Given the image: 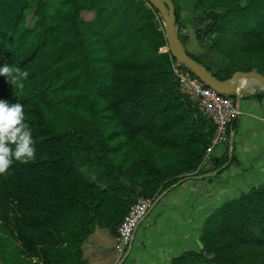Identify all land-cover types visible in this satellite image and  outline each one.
I'll return each mask as SVG.
<instances>
[{"label": "trees", "instance_id": "16d2710c", "mask_svg": "<svg viewBox=\"0 0 264 264\" xmlns=\"http://www.w3.org/2000/svg\"><path fill=\"white\" fill-rule=\"evenodd\" d=\"M195 1L219 68L191 56L222 80L264 74V0ZM162 20L148 0H0V67L28 73L22 87L0 75V99L24 106L35 141L0 175V264H88L97 226L116 233L140 197L203 165L215 126L181 91ZM200 241L171 264H264V184L215 210Z\"/></svg>", "mask_w": 264, "mask_h": 264}, {"label": "crops", "instance_id": "0c3cea01", "mask_svg": "<svg viewBox=\"0 0 264 264\" xmlns=\"http://www.w3.org/2000/svg\"><path fill=\"white\" fill-rule=\"evenodd\" d=\"M239 90V100L234 97L240 114L229 144L205 154L201 168L155 199L123 256L117 232L97 226L83 246L88 264H171L198 250L204 224L217 208L264 184V87L243 79Z\"/></svg>", "mask_w": 264, "mask_h": 264}, {"label": "built area", "instance_id": "2783aa9c", "mask_svg": "<svg viewBox=\"0 0 264 264\" xmlns=\"http://www.w3.org/2000/svg\"><path fill=\"white\" fill-rule=\"evenodd\" d=\"M178 66H181L177 63ZM180 78L181 90H186L194 99L200 111L214 124L215 131L207 148L211 154L219 145H228L233 138V122L239 116L240 110L236 106L233 95L222 94L208 86L203 80L184 67L177 71ZM154 198L140 197L129 209L117 228L116 249L121 256L132 244L134 235L140 223L147 216L154 204Z\"/></svg>", "mask_w": 264, "mask_h": 264}, {"label": "water", "instance_id": "95a60500", "mask_svg": "<svg viewBox=\"0 0 264 264\" xmlns=\"http://www.w3.org/2000/svg\"><path fill=\"white\" fill-rule=\"evenodd\" d=\"M159 11L165 24V33L168 41L167 51H170L177 62L194 73L203 80L208 86L214 88L222 94H230L238 97L239 86L243 79H254L259 81L264 87V74L258 70L242 71L238 70L225 80L218 78L205 65L191 56L187 47L184 45L189 40V34H181L176 15V5L173 0H148ZM197 101V98H195ZM171 188V187H170Z\"/></svg>", "mask_w": 264, "mask_h": 264}, {"label": "clouds", "instance_id": "9594fccd", "mask_svg": "<svg viewBox=\"0 0 264 264\" xmlns=\"http://www.w3.org/2000/svg\"><path fill=\"white\" fill-rule=\"evenodd\" d=\"M0 75L22 87L19 82L28 73L19 67L5 64L0 67ZM34 157L35 141L30 126L25 123L24 106L20 103L9 104L7 100L0 99V175L6 173L14 161L26 163Z\"/></svg>", "mask_w": 264, "mask_h": 264}, {"label": "rangeland", "instance_id": "374dc122", "mask_svg": "<svg viewBox=\"0 0 264 264\" xmlns=\"http://www.w3.org/2000/svg\"><path fill=\"white\" fill-rule=\"evenodd\" d=\"M174 2L179 7L180 17H181L180 22L183 23V27L180 28V32L181 34H184V33L189 34V40L185 44L188 51L197 56L204 55L205 60L210 61V64L214 68H217V67L219 68V66H217L218 64L217 58H215L211 53H209L210 51H208V47L204 46L201 40L198 38L197 30L198 29L203 30V27L205 25L197 23L195 20L196 16L200 13V9L197 7L196 1L195 0H174ZM34 10H35L34 5L28 6L26 9V12H27L26 19H27V25L29 27H33L36 21V17L34 16ZM82 16L85 20H92L95 18V13L91 11L89 12L83 11ZM162 23L165 26L163 20H162ZM165 50H166L165 48L162 49V51H165ZM181 91L184 93H187L186 90H181ZM201 249H202V245H200L197 251H200Z\"/></svg>", "mask_w": 264, "mask_h": 264}]
</instances>
